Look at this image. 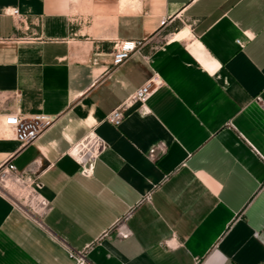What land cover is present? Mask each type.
<instances>
[{"label": "crops", "instance_id": "0c3cea01", "mask_svg": "<svg viewBox=\"0 0 264 264\" xmlns=\"http://www.w3.org/2000/svg\"><path fill=\"white\" fill-rule=\"evenodd\" d=\"M119 40L144 45L113 66ZM153 77L148 111L111 123ZM9 113L55 122L20 149ZM87 136L105 144L90 176L72 154ZM13 154L43 163L51 208L40 225L0 193V264H264V0H0Z\"/></svg>", "mask_w": 264, "mask_h": 264}, {"label": "built area", "instance_id": "2783aa9c", "mask_svg": "<svg viewBox=\"0 0 264 264\" xmlns=\"http://www.w3.org/2000/svg\"><path fill=\"white\" fill-rule=\"evenodd\" d=\"M14 18H21L19 8L11 11ZM171 21L170 16H164L160 20V26H165ZM241 43V40H238ZM144 45L143 40H119L114 44L113 66L123 64L133 53L139 52ZM162 81L153 77L138 88L132 95L124 100L108 116V120L120 125L125 118V112L139 103L140 109L147 112L146 100L151 93L162 86ZM20 93H15L20 97ZM55 120L46 114H34L25 116L20 113H9L1 120V124L8 132L7 137L20 142V149L36 142L51 126ZM105 144L96 136H87L73 151V156L82 165V174L90 176L93 167L90 162L98 157L104 149ZM13 155L0 163V193L12 198L15 206L23 208L27 214L34 217L35 222L42 224L40 216L51 208V202L43 196L41 189L43 183L40 180L43 163L37 162V169L31 171H20L13 162ZM11 185V186H10ZM123 236H128L130 232H123ZM77 259L78 264H86L87 260L84 252H71Z\"/></svg>", "mask_w": 264, "mask_h": 264}, {"label": "bare ground", "instance_id": "6f19581e", "mask_svg": "<svg viewBox=\"0 0 264 264\" xmlns=\"http://www.w3.org/2000/svg\"><path fill=\"white\" fill-rule=\"evenodd\" d=\"M125 3H129L130 2V0H123ZM11 186V185H10Z\"/></svg>", "mask_w": 264, "mask_h": 264}]
</instances>
